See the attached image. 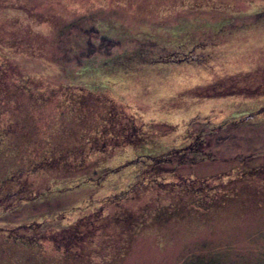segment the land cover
I'll return each instance as SVG.
<instances>
[{"label": "rangeland", "instance_id": "374dc122", "mask_svg": "<svg viewBox=\"0 0 264 264\" xmlns=\"http://www.w3.org/2000/svg\"><path fill=\"white\" fill-rule=\"evenodd\" d=\"M109 101L139 139L94 151ZM263 105L264 0H0V264H264Z\"/></svg>", "mask_w": 264, "mask_h": 264}, {"label": "flooded vegetation", "instance_id": "af4514ba", "mask_svg": "<svg viewBox=\"0 0 264 264\" xmlns=\"http://www.w3.org/2000/svg\"><path fill=\"white\" fill-rule=\"evenodd\" d=\"M209 67L214 68L212 65H209ZM201 88H203V87L201 86L200 88L197 89V93H199V94L203 93ZM228 94H230V93H228ZM228 94H226V95H228ZM248 94H251L250 91ZM195 96H197V95H195ZM198 96H200L202 98V97H205L206 94L203 93L202 95H198ZM228 96H232V95H228ZM195 100H197V99H193V101H195ZM109 102H110L109 104L110 105L112 104V105H111V109L109 111L108 117L104 122L105 124L107 123L108 129H106V127H105V129L103 128V130H99L100 132L97 134V136L95 138H93V139H96L97 137H100V139H101L100 147H99L101 150L99 148L93 147L94 151L98 150L100 152H103L105 150L106 145H105L103 140H109V141H112L111 143H117L120 145V144L126 143V141H128V140L130 141L131 139H134V138H135L134 140H136V141L139 139V137H138V131L139 130H138V125L136 124V123H138V116L135 114V112L130 113V112L124 110L122 105L118 104V106H117L116 104L112 103L111 101H109ZM242 102H244V101H242ZM259 108H260V106H259ZM260 109L261 110L264 109V105ZM226 122L227 121L214 122V123H217L214 126V128H219V127H221V125L225 124ZM109 123H112L113 126L109 125ZM116 125L121 127V129H124V131H116L115 130V129H117ZM110 128H112L113 130H110ZM114 130H115V132H114ZM191 139L195 140L196 137L193 136V138H191ZM123 161H125V160H123ZM123 161L117 163L118 165L117 164H115V165L119 166L122 164ZM117 166H115V167H117ZM115 167L108 166L107 169H105V170L113 169ZM35 169H36V164L30 166L29 171L33 172ZM132 172H135V173L131 175L132 176L131 182L126 184V185L123 184L122 188L119 189L118 192H116V195H117V193L120 195L123 194V196L125 195V198H126L127 196H132L137 192L138 184L140 183V181H138V176L136 175L137 171L135 169H133ZM7 180H9L8 183H10V185L13 184V181H14V183L17 184L18 190H21L23 185H24V179L22 178V175L10 177ZM4 193H5L4 195L3 194L1 195L0 204L2 205L3 209L8 210V208L11 209L12 203L8 204V206H6L7 205L6 203H8L10 201L11 195L15 192L7 191ZM29 197L30 196L27 194L26 195H20L18 197V199L14 202V205H15V203H21V202L24 205L25 203H27L24 201L26 199H29ZM122 202H116V203L119 204ZM84 217H86V221L84 223H81V222H79V220H77V221H72L71 223L68 222V224H65L66 221H62L61 223L59 222V224H58V227H61V229L53 228V231L56 234H61V236L63 237V239H61V240H63L64 242L61 245V243H59V242L55 243L56 239H54V240H51L52 245H53V247H56V248L58 247V249H61V251L64 254H66V259L68 260V262L70 259H72L73 261L76 260L77 257H79L81 259L82 254L84 255L87 253V252H83L79 255V253L81 251H84L87 248L86 246H84L85 245L84 236L89 237V235H90V237L87 238L88 242L92 243L94 240L92 233H90V234L88 233V235L86 233V232H89V229L87 227L82 228V226L89 225V227H90V225L94 226L97 223L93 222L91 220V218H89L88 216H84ZM87 221H89V222H87ZM81 224H83V225H81ZM99 224L104 225L103 222H101V223L99 222ZM32 225H34V226H32ZM130 225H132V223L128 224V226H130ZM21 226L23 228V231L22 232L19 231L20 237H16L14 235L15 238H13V239L15 241L21 242L23 244V246L26 245L25 240H27V242H28L27 245H29V246L36 245V246L40 247L44 243V241L47 239L42 234V232H44L45 227H43V224H41V222L29 220L27 222V224H23ZM128 226H125V229H127ZM18 227H20V226H18ZM16 228L17 227H15L14 228L15 230H13L11 233H13V234L17 233L18 231L16 230ZM27 228H29V229H27ZM79 228H82V229H79ZM71 229L73 230V232L70 231ZM85 229H87V230L85 231ZM2 230L5 231L6 234H8V232H10L9 229H3L0 227V231H2ZM68 231H70L69 233H71V234H69ZM26 232H30V233L33 232V233L29 234ZM37 232H39V233H37ZM74 232H77V233H74ZM78 232L80 233V235H78ZM64 233H67V234H64ZM39 234H42V235L37 238L36 235H39ZM60 238L61 237H58L57 239L60 240Z\"/></svg>", "mask_w": 264, "mask_h": 264}, {"label": "trees", "instance_id": "16d2710c", "mask_svg": "<svg viewBox=\"0 0 264 264\" xmlns=\"http://www.w3.org/2000/svg\"><path fill=\"white\" fill-rule=\"evenodd\" d=\"M213 129H214V128H212V130H213ZM199 132H200V131H199ZM198 136H199V135H198ZM195 137H196V136H195ZM220 139H221V138H220ZM193 141H194V140H193ZM190 143H191V141H190ZM190 143L186 144L185 148H186V147H192V146H189ZM201 144H205V143L202 142V143H200V145H201ZM192 145H193V147L196 146V149H195V150H192V151H198V150L201 149V148L198 147V144H196V142H193ZM169 152H170V151H168V152L165 151V152L159 154L157 157L161 159L162 156L167 155Z\"/></svg>", "mask_w": 264, "mask_h": 264}]
</instances>
